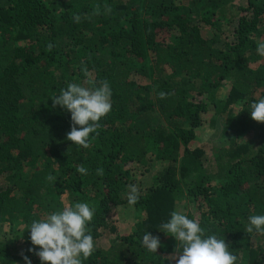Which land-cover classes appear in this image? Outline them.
<instances>
[{
  "label": "trees",
  "instance_id": "1",
  "mask_svg": "<svg viewBox=\"0 0 264 264\" xmlns=\"http://www.w3.org/2000/svg\"><path fill=\"white\" fill-rule=\"evenodd\" d=\"M260 43L264 0H0V264H40L26 225L78 201L95 209L83 264H174L158 232L173 210L224 237L236 264H264V233L245 231L264 214V124L246 110L264 96ZM102 80L112 110L88 148L72 145L50 98ZM209 115L227 140L211 152L194 145Z\"/></svg>",
  "mask_w": 264,
  "mask_h": 264
},
{
  "label": "clouds",
  "instance_id": "2",
  "mask_svg": "<svg viewBox=\"0 0 264 264\" xmlns=\"http://www.w3.org/2000/svg\"><path fill=\"white\" fill-rule=\"evenodd\" d=\"M257 52L264 55V43L258 45ZM112 94L110 83L102 80L87 84L68 83L58 95L50 98L53 107L70 114L72 126L66 135L67 141L85 149L89 147L91 135L98 134L99 122L112 110ZM160 95L163 97L164 93ZM246 110L253 121L264 124V96L247 103ZM78 172L87 174V169L81 165ZM102 174L103 169H97V175ZM48 180L54 181L55 177L49 176ZM140 196L137 185L127 186L126 198L130 207ZM94 214L95 209L87 202L78 201L50 211L43 218L31 220L25 231L31 245L28 252L34 254L40 264H83L95 251L94 238L88 228ZM245 231L264 233V214L250 215ZM158 232L176 241V255L169 258L174 264H236L237 257L230 251V244L224 237L208 234L196 219L179 210L170 212L168 219L160 223ZM139 243L147 253L154 255L163 247L159 237L147 230ZM22 258L24 264H32L28 255ZM165 264L169 261L166 260Z\"/></svg>",
  "mask_w": 264,
  "mask_h": 264
},
{
  "label": "rangeland",
  "instance_id": "3",
  "mask_svg": "<svg viewBox=\"0 0 264 264\" xmlns=\"http://www.w3.org/2000/svg\"><path fill=\"white\" fill-rule=\"evenodd\" d=\"M212 117L211 115L207 116L206 122H204L201 129H198L197 134V140L194 142L195 146H206L207 150L211 152V150L220 149L226 144V139H224L223 136H221V131L217 130V128H214L211 124ZM220 129V127H219ZM131 227L133 226H126L122 225L121 232L123 233H129L131 232ZM1 233V231H0Z\"/></svg>",
  "mask_w": 264,
  "mask_h": 264
}]
</instances>
